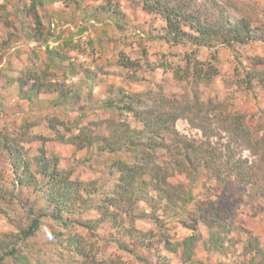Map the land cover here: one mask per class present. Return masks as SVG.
Returning <instances> with one entry per match:
<instances>
[{"label":"rangeland","instance_id":"374dc122","mask_svg":"<svg viewBox=\"0 0 264 264\" xmlns=\"http://www.w3.org/2000/svg\"><path fill=\"white\" fill-rule=\"evenodd\" d=\"M210 1L149 0L148 8L153 10L149 13L142 0H80L79 5L56 0L45 5V14L37 9L42 16V25L37 27L29 11L30 1L0 0V244H9L0 246L3 264H17L11 256H5L14 248L18 255L30 257L29 264H42L43 259L50 264L66 262L70 253L60 242L69 235L76 236L96 261L129 257L111 235L117 234L128 245L134 239L113 230L110 222L94 230L78 224L100 217L95 210L97 202L118 184L119 175L112 162L133 157L125 151L111 155L100 152L99 146L81 148L70 142L79 130L95 134L99 140L108 137L109 127L122 126L123 122L137 131L144 130L145 123L132 113L114 109L120 100L135 94L156 95L158 100L188 98L187 102L199 101L204 107L211 104L216 108L212 113L215 119L244 117L258 148L254 153L242 151L243 159H248L252 167L250 182H241L238 175L230 181L203 173L192 184L180 170L184 169V157L196 161L195 155L183 145H174L169 134H163L171 148L160 149L157 158L163 170H169L167 181L177 188L184 184L192 198L185 216L165 221L173 242L194 235L190 228H196L202 240L192 258L200 264H245L250 256L244 245L249 239L264 248V85L260 83L264 76L253 72L257 60L264 59V0ZM170 4L194 15L214 11L216 6L234 22L246 20L255 41L204 48L188 40L168 39L167 22L161 12ZM39 30L43 36L37 35ZM200 68L201 80L197 79ZM257 70L264 71V65ZM248 73L256 76L251 87L245 83ZM36 76L62 90L31 95ZM23 81L28 82L24 88ZM30 95L28 100L26 96ZM111 119L114 122L110 124ZM226 122L234 130V120ZM175 128L180 138L202 142L201 130L186 119L177 121ZM221 135L227 142L226 134ZM7 143L21 156L9 155ZM37 157L44 158L42 164L51 165L49 168L53 165L72 173L69 182L78 189L73 188L74 201L64 213L66 220L75 222L69 229H62L51 216V190L45 187V168L37 165ZM150 193L159 198L153 190ZM214 206L232 210L224 222L234 229L228 238L235 243L224 242L219 252L208 250L205 244L210 232L218 230V223L210 229L204 222L216 216V212L207 213ZM158 213L162 215L163 211ZM37 216L41 217V227L36 235L17 240ZM184 220L188 221L186 227ZM136 229L156 232V225L139 221ZM163 244L155 238L139 251L153 264L161 258L180 264L182 249L175 255Z\"/></svg>","mask_w":264,"mask_h":264},{"label":"trees","instance_id":"16d2710c","mask_svg":"<svg viewBox=\"0 0 264 264\" xmlns=\"http://www.w3.org/2000/svg\"><path fill=\"white\" fill-rule=\"evenodd\" d=\"M30 1L29 11L37 27L42 25V20L37 12L40 7L43 13H46L45 5L54 4L56 0H28ZM69 4L79 5L80 0H66ZM149 13L153 12L149 7V0H142ZM209 2H211L209 0ZM214 11L207 10L199 11V14H189L182 7L174 5L165 6L162 15L167 22V38H173L177 41L188 40L196 47H213L217 44L225 46L247 45L255 41L251 32L250 24L242 19L241 21L232 20L226 16L223 11H219L216 6H213ZM188 11V10H187ZM188 28L192 33L186 31ZM37 34L43 36L41 30ZM37 37V36H36ZM255 63L253 72H258V75L264 76V71L257 70L258 67L264 65V59L259 58ZM197 72V79H202L203 69ZM255 74H247L245 77L248 87L253 85ZM31 95H40L41 93H56L62 90L60 86L47 84L41 77H34ZM22 88L28 82H21ZM264 85V80L260 81ZM26 96L28 100L31 98ZM156 96V95H155ZM154 95L135 94L131 98H123L120 100L115 110L125 113H132L140 122L145 123L144 130L137 131L129 123L121 126H111L110 135L101 137L100 140L95 134L82 132L76 135V138L71 140V144L80 146L81 148H92L99 146L100 152L116 155L123 154L125 151L134 160H114L112 162L118 176V184H116L113 192L105 196L104 200L97 202L95 210L100 217L95 221H81L78 225L87 228V230L95 228L100 229L107 222L111 223L112 229L120 232L124 237H131L134 242L130 245L120 240L117 234L111 235V240L114 241L120 250L124 251L129 257L126 260L122 258H114L112 260L96 261L86 251V247L82 246L80 240L74 235H69L65 240L62 239L60 245L67 248L70 257L66 262L61 264H153L150 259L145 256L139 248L147 245L150 240L158 239L162 241L163 246L171 253L178 255L182 249V259L180 264H200L192 258L195 246L202 240V236L197 233L195 227L190 228L195 232L194 235L188 236L182 240L173 242L168 236L169 228L166 218L181 219L185 216L187 204L191 201V191L185 189L184 184H180L178 188L171 185L167 180L169 178V170H163L160 165L157 152L163 148H171L168 146L163 134H169L173 138L174 145L179 144L185 146L195 155V160L192 161L189 157H184V169L180 170L181 174L187 175V178L192 184H195L198 178L204 174H211L213 178L218 180L222 177L230 179L234 175H238V179L243 182L252 180V167L248 159H243L242 151L249 150L256 152V143L253 134L248 126L245 125L244 117L240 115L232 116L228 119H215L214 105L203 104L196 102H187L179 99H170L168 97L158 100ZM157 100V101H156ZM214 109V110H213ZM180 119H186L189 124L195 129L201 130L203 134L202 142L180 138L176 130V123ZM227 121L234 120V130H231ZM110 124L114 122L112 119ZM51 123H53L51 121ZM55 125V124H53ZM218 126V128H215ZM53 131L56 127L53 126ZM219 132H217V130ZM224 132L227 136V142H223L221 133ZM101 142L103 145L101 147ZM256 142V143H255ZM15 148V147H14ZM13 146L5 144L6 152L11 156L20 157L21 153L14 149ZM132 153V154H131ZM239 156V158L237 157ZM35 161L41 168H45L46 189L51 190L48 206L53 208L52 218L55 223H58L62 229H69L74 221L66 220L64 213L69 204L74 201V190L77 188L73 183L69 182V177L72 175L70 171L62 172L52 165L42 164L44 158L37 157ZM210 175V176H211ZM22 183V181H21ZM30 185V184H28ZM78 189V188H77ZM177 192H174L177 190ZM153 190L159 198L151 195ZM181 191L184 194L181 195ZM79 194V193H78ZM181 195V196H180ZM166 203L163 204V200ZM145 205V209L138 208L139 205ZM202 208V207H201ZM163 211L160 215L158 212ZM216 212V216L206 218L205 224L212 228L214 223H218V230L212 234L210 239L205 242L208 250L221 251L224 242L235 243L228 238L234 229L230 225L225 224L227 217L231 216L232 210L228 206L222 208L214 206L207 213ZM69 215V213H68ZM223 215V218H222ZM139 221H152L156 225V232H144L136 229V224ZM177 222H179L177 220ZM180 223V222H179ZM183 226L188 225V221L184 220ZM91 224H93L91 226ZM181 224V223H180ZM41 227V217L34 218L28 229L21 232L22 236L17 240L29 239L36 235ZM62 236H64L62 234ZM0 246H9L8 243H1ZM149 246H153L150 245ZM245 253L250 256L245 264H264V248H261L257 242L252 239L245 242ZM230 247V246H229ZM147 249V248H146ZM11 256L17 264H29V256L23 257L17 254L16 248L5 254ZM78 256V257H74ZM4 257L1 256L0 264H3ZM42 264H50L40 260ZM157 264H174L166 258H161Z\"/></svg>","mask_w":264,"mask_h":264}]
</instances>
